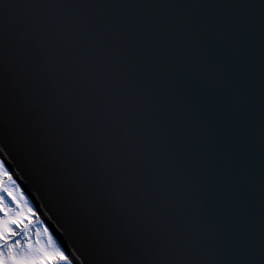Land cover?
<instances>
[{
  "label": "water",
  "instance_id": "95a60500",
  "mask_svg": "<svg viewBox=\"0 0 264 264\" xmlns=\"http://www.w3.org/2000/svg\"><path fill=\"white\" fill-rule=\"evenodd\" d=\"M15 3L21 23L0 21V115L52 95L58 121L81 122L11 135L15 116L0 119L7 160L36 164L21 180L56 219L75 224L77 200L81 227L108 233L114 255L95 264L139 263L161 240V260L174 242L199 264H264V0ZM99 93L118 126L105 129L106 110L95 128L86 117ZM43 135L49 159L31 147Z\"/></svg>",
  "mask_w": 264,
  "mask_h": 264
},
{
  "label": "snow or ice",
  "instance_id": "6c2138e0",
  "mask_svg": "<svg viewBox=\"0 0 264 264\" xmlns=\"http://www.w3.org/2000/svg\"><path fill=\"white\" fill-rule=\"evenodd\" d=\"M21 6L15 3V0H0V21L5 19H11L13 23L19 25L21 23V17L17 11ZM0 170H5V160L0 158ZM11 195V193H9ZM2 199V197H0ZM2 210V209H0ZM4 232L0 230V240H3ZM4 253L2 251V246H0V264H5L3 260ZM13 264H30L26 259H17L13 257ZM47 260L58 259L62 264H72V261L65 255L64 252L46 253ZM45 264V262H42Z\"/></svg>",
  "mask_w": 264,
  "mask_h": 264
},
{
  "label": "rangeland",
  "instance_id": "374dc122",
  "mask_svg": "<svg viewBox=\"0 0 264 264\" xmlns=\"http://www.w3.org/2000/svg\"><path fill=\"white\" fill-rule=\"evenodd\" d=\"M5 177H6V175L4 173L2 174V170H0V183H2L4 181ZM21 207H22V209L21 208H17L14 213H10V216H11V218L16 219V221L18 223H23V225H24L27 221H30V215L26 211V206L21 205ZM10 216H9V218L4 220L5 226H6L7 223H9ZM5 226H4V228H5ZM20 227L22 229H24L23 226H20ZM4 228L0 227L1 230L4 229ZM12 231H13V229H11V228L7 229V231L5 230V235L11 234ZM37 240L39 241L38 248H35L34 246H31L30 253H29L30 255L27 257L28 261L29 262L32 261L33 264H39V263L42 264V262H45V264H51L50 262H52V260L50 261V260L46 259V253H55L56 250L55 249L53 250L49 246H47L45 241H44V239H43V237L38 236ZM16 258L19 259L17 256H16ZM5 264H6V262H5Z\"/></svg>",
  "mask_w": 264,
  "mask_h": 264
},
{
  "label": "bare ground",
  "instance_id": "6f19581e",
  "mask_svg": "<svg viewBox=\"0 0 264 264\" xmlns=\"http://www.w3.org/2000/svg\"><path fill=\"white\" fill-rule=\"evenodd\" d=\"M58 259H54V261H57Z\"/></svg>",
  "mask_w": 264,
  "mask_h": 264
}]
</instances>
